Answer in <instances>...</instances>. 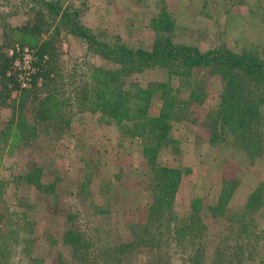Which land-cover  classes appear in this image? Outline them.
Returning <instances> with one entry per match:
<instances>
[{
    "label": "rangeland",
    "instance_id": "1",
    "mask_svg": "<svg viewBox=\"0 0 264 264\" xmlns=\"http://www.w3.org/2000/svg\"><path fill=\"white\" fill-rule=\"evenodd\" d=\"M59 1L63 8L75 9L82 23L108 43L149 46L155 37L151 18L166 6L175 22V43L192 45L200 51L257 52L264 58V0ZM32 4L31 0H0V42L6 24L21 26L40 18L37 13L42 9ZM41 22L53 34L48 37L42 33L35 41H52L42 62L52 67L51 74L58 76V81H63L65 96L71 94V79L87 71L89 65L117 67V63L93 52L81 38L69 33L58 18L45 16ZM11 35L16 40L12 46L9 44L6 53L16 45L33 49L35 42L21 38L24 34ZM169 76L165 67L155 65L128 75L126 81L146 87L150 82L166 81ZM194 77L204 82L205 98L200 105L189 106L186 118L171 122L176 145L162 147L155 164L183 169L173 208L179 218L196 208L205 225L206 244L199 264H232L225 257L218 260L216 254V247L223 245L225 237L230 238L231 245L239 244L238 252H243L239 254L241 261L236 256L234 264H264L263 231H258L249 246L235 241L245 238L246 224L263 228V208L253 210L256 212L252 215L246 202L250 193L264 184V152L251 159L243 153L234 155L226 145H211L207 141V114L216 108L222 81L209 67L195 70ZM170 78L173 86H180L179 78ZM19 88L20 85L18 89L14 87L11 99L18 101ZM158 95L151 103V111L160 104ZM30 109L28 100L25 113L32 122ZM11 112L10 107L0 105V130ZM67 119L69 126H63V131L46 128L44 121L36 138L1 151L0 211L8 213L5 222L9 225L18 220L23 227L18 236L29 239L15 251L7 247L5 258L0 252V264H40L39 258L41 264H89L70 257V247L63 242L65 230L76 228L93 236L91 251H95L98 246L104 249L128 242L130 224L145 219L146 208L152 201V167L142 154L139 138L120 134L113 122L100 121L98 112L75 109L67 113ZM34 166L42 170L43 182L55 181L53 192L43 193L25 179ZM224 179L235 181V186L224 211L212 215L210 206L216 205ZM188 241L185 237L180 244L169 247L159 244L161 249H155L151 256L157 264H192ZM120 258H106L105 264L146 262L144 255L126 253Z\"/></svg>",
    "mask_w": 264,
    "mask_h": 264
},
{
    "label": "trees",
    "instance_id": "2",
    "mask_svg": "<svg viewBox=\"0 0 264 264\" xmlns=\"http://www.w3.org/2000/svg\"><path fill=\"white\" fill-rule=\"evenodd\" d=\"M31 2H34L33 7L39 6L42 9L37 13L39 19L34 22L26 21L21 26L6 24L7 27L2 30L0 105L10 107L12 112L6 125L0 130V153L4 149L10 150L14 145L28 143L36 138L40 133L39 126L44 121L46 128L63 131V126L66 128L69 126L67 119L69 111L74 112L76 109L98 112L99 120L113 122L120 134L139 138L142 154L152 167V177L149 182L152 201L146 208L145 219L130 224L131 239L128 242L104 249L98 246V249H94L95 252L91 251L93 236H88L86 232L76 228L65 230L63 242L70 247V257L89 264H105L106 258L119 260L120 256L127 253L135 256L144 255L145 264H157L151 254L155 249L157 251L161 249L157 247L159 244L169 247L170 244H180V241L187 237L190 262L201 263L206 244L203 233L205 225L200 220L196 208L183 218H179L173 208L183 169L171 165H156L155 160L162 147L176 145L171 122L186 118L185 115L191 104L200 105L203 102L206 87L201 79L194 77V72L204 67H209L220 75L222 81L216 108L207 114V141L211 145H226L234 155L243 153L251 159L262 155L264 152V58L257 52L237 53L224 49L200 51L192 45L175 43L172 39L175 22L166 6L160 9L157 16L151 18L150 24L155 32L153 42L146 47H129L121 42L112 44L99 39L82 23L75 9L63 8L59 0H31ZM45 16L53 20L58 18L69 33L81 38L93 52L100 53L117 63V67L107 69L89 65L87 71L71 79V94L65 96L62 89L63 81H58V76L51 74L52 67L48 68L42 62L52 41L43 40L40 44L35 41V37L42 33L48 37L53 34L49 32V26L41 22ZM15 33L24 34L25 36L21 38L27 37L31 43L35 42L33 49L36 59L33 64L37 68L30 86L19 88L18 101L10 98L12 90L14 87L18 89L19 83L11 64L14 56L6 53L16 40L15 36L11 35ZM56 34L58 35L57 30ZM155 65L165 67L170 76L179 78L180 86H173L170 76L166 81L150 82L146 87L134 81H126L128 75ZM157 93L159 94L157 101L160 104L156 110L151 111V103ZM28 100L32 107V110L30 109L33 113L32 122L25 113ZM47 132L48 130H45V133ZM42 175V170L34 166L24 177L39 191L49 194L54 191L51 187L55 185V181L43 182ZM234 186L235 181L222 180L217 203L210 206L212 215L224 211ZM260 207L263 208L264 213V184H259L250 193L246 202V208L252 212ZM7 214L0 211L2 258L8 253L7 247L10 246L15 251L18 247H23L29 239L18 236V232L23 230L18 220L11 225L5 222ZM244 229L247 230L244 233L245 238H237L235 241L245 246H249L259 232L263 231L264 235V223L263 228H259L256 224L251 226L246 224ZM4 236L13 237V240L4 239ZM229 241L230 238L225 237L223 245L216 247V254L218 260L225 257L234 264L233 259L237 256L241 261L239 254L243 252H238L239 244L233 246ZM38 261L41 264L42 258Z\"/></svg>",
    "mask_w": 264,
    "mask_h": 264
},
{
    "label": "built area",
    "instance_id": "3",
    "mask_svg": "<svg viewBox=\"0 0 264 264\" xmlns=\"http://www.w3.org/2000/svg\"><path fill=\"white\" fill-rule=\"evenodd\" d=\"M10 56H14L11 61L12 67L16 73L18 83L21 88L30 86L34 73L37 68L34 67V50L28 47L21 48L16 45L8 51Z\"/></svg>",
    "mask_w": 264,
    "mask_h": 264
}]
</instances>
